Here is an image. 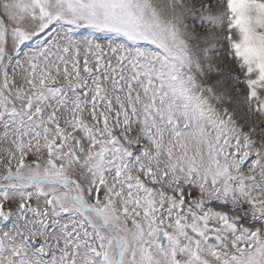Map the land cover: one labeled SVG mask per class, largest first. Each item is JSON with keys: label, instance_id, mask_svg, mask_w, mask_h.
<instances>
[{"label": "snow or ice", "instance_id": "6c2138e0", "mask_svg": "<svg viewBox=\"0 0 264 264\" xmlns=\"http://www.w3.org/2000/svg\"><path fill=\"white\" fill-rule=\"evenodd\" d=\"M0 264H264V0H0Z\"/></svg>", "mask_w": 264, "mask_h": 264}]
</instances>
